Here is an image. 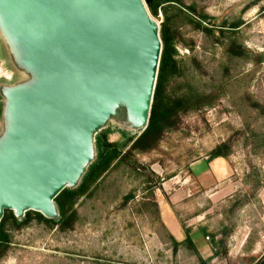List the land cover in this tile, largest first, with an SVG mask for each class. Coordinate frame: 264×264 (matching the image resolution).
Wrapping results in <instances>:
<instances>
[{
	"label": "rangeland",
	"instance_id": "374dc122",
	"mask_svg": "<svg viewBox=\"0 0 264 264\" xmlns=\"http://www.w3.org/2000/svg\"><path fill=\"white\" fill-rule=\"evenodd\" d=\"M146 7L160 38L174 36L166 98L200 107L148 151L129 153L139 135L103 131L126 155L77 200L71 227L32 211L20 229L9 220L0 264H264V0ZM0 80H13L1 43Z\"/></svg>",
	"mask_w": 264,
	"mask_h": 264
},
{
	"label": "water",
	"instance_id": "95a60500",
	"mask_svg": "<svg viewBox=\"0 0 264 264\" xmlns=\"http://www.w3.org/2000/svg\"><path fill=\"white\" fill-rule=\"evenodd\" d=\"M152 0H146L148 5ZM143 0H0V223L60 218L109 128L148 127L162 54Z\"/></svg>",
	"mask_w": 264,
	"mask_h": 264
},
{
	"label": "trees",
	"instance_id": "16d2710c",
	"mask_svg": "<svg viewBox=\"0 0 264 264\" xmlns=\"http://www.w3.org/2000/svg\"><path fill=\"white\" fill-rule=\"evenodd\" d=\"M164 3L180 4L181 0H159ZM151 1L149 10L152 14H158V7L162 6L161 2ZM239 26H235L237 28ZM162 54L159 64V72L156 82V88L150 113V120L147 129L136 139L129 138L128 144L131 145L129 153L133 151H148L156 147L161 140L163 133L171 127V121L181 110L189 111L193 108L200 107L201 103L196 96H187L179 100H168L165 96V87L168 78L172 75L179 74L177 70L178 61L176 60L177 51L174 45V36L169 29L161 31ZM233 52V51H231ZM1 114V112H0ZM123 132V131H122ZM126 134V132H123ZM99 149L98 160L90 167L89 172L84 177L82 184L76 190H64L56 199L60 208V218L58 220H48L40 213H35L37 217L49 224L60 226L62 230L70 228L76 211L74 205L77 200L86 194L92 183L96 182L104 173H106L116 162L125 157L124 146L117 143L109 142L104 133L97 137ZM11 220L12 226L16 229L22 228L27 224L28 218L19 221L13 212L7 211L5 217L0 223V259L5 255L10 244V235L5 229L6 223ZM187 242L192 243L191 229L186 230Z\"/></svg>",
	"mask_w": 264,
	"mask_h": 264
}]
</instances>
